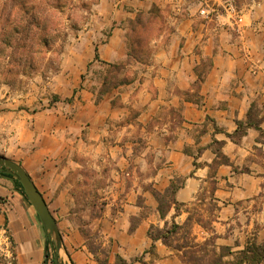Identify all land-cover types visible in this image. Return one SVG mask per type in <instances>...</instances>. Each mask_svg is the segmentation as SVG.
Segmentation results:
<instances>
[{
	"label": "crops",
	"instance_id": "obj_1",
	"mask_svg": "<svg viewBox=\"0 0 264 264\" xmlns=\"http://www.w3.org/2000/svg\"><path fill=\"white\" fill-rule=\"evenodd\" d=\"M93 6L47 83L58 102L0 113V157L45 202L60 264H264V0ZM1 231L15 264H43L2 179Z\"/></svg>",
	"mask_w": 264,
	"mask_h": 264
},
{
	"label": "rangeland",
	"instance_id": "obj_2",
	"mask_svg": "<svg viewBox=\"0 0 264 264\" xmlns=\"http://www.w3.org/2000/svg\"><path fill=\"white\" fill-rule=\"evenodd\" d=\"M97 1H46L49 11L44 21L45 27L48 23L45 31L43 27L37 28V15H32L31 10L32 7L37 8V0L32 1V7L28 8V16L22 14L21 19L12 17L8 23L6 17L1 19L0 35L4 38L12 37L17 41L34 34L50 38V41L47 48L33 46L26 50L0 45V113L11 110L13 105H17L19 111L36 113L58 102L57 97L49 93L47 83L57 74L63 51L75 44V39L88 27ZM5 12L8 13L6 9ZM31 21L34 25H30ZM31 100L33 105L30 106ZM8 238L6 232H0V264H15V251Z\"/></svg>",
	"mask_w": 264,
	"mask_h": 264
},
{
	"label": "trees",
	"instance_id": "obj_3",
	"mask_svg": "<svg viewBox=\"0 0 264 264\" xmlns=\"http://www.w3.org/2000/svg\"><path fill=\"white\" fill-rule=\"evenodd\" d=\"M32 1L35 0H0V25H1V19L6 17V22L10 21L12 17H17L18 19H21V15L24 14L28 16V8L32 7ZM49 0H37V8L32 7V15H37L36 21H37V28L43 27V31H45L48 27V23L46 24V27L44 26V21L46 17L48 16L49 11V4L46 2ZM56 2L58 0H55ZM5 9L8 11V13L5 12ZM32 22V21H31ZM30 25H34L30 23ZM1 30V28H0ZM37 35H34L32 37H29V35L25 37H21L19 40H13L12 37H6L0 35V45L8 48V49H14V48H21L23 50H26L27 48L31 49L33 46H42L44 48H47L49 46L50 38L47 37H36ZM12 42L14 43V46L12 45ZM18 42H23V46L20 45ZM15 189L21 194V196L27 201L26 197L22 193L21 186L18 182L14 184ZM28 202V201H27ZM10 244L12 245V240L9 237L8 238ZM57 260V264H60L59 257L56 254L55 245L52 241L47 242V248H46V255L45 260L43 264H55L54 261Z\"/></svg>",
	"mask_w": 264,
	"mask_h": 264
},
{
	"label": "water",
	"instance_id": "obj_4",
	"mask_svg": "<svg viewBox=\"0 0 264 264\" xmlns=\"http://www.w3.org/2000/svg\"><path fill=\"white\" fill-rule=\"evenodd\" d=\"M0 168L4 169V171L0 172V179L9 181L13 185L18 182L21 186L22 193L35 211L43 230L45 251L47 242L52 241L55 245L56 254L58 255L62 248L61 238L56 229L55 222L39 192L36 190L25 171L15 162L0 157ZM54 263L57 264V260H55Z\"/></svg>",
	"mask_w": 264,
	"mask_h": 264
},
{
	"label": "flooded vegetation",
	"instance_id": "obj_5",
	"mask_svg": "<svg viewBox=\"0 0 264 264\" xmlns=\"http://www.w3.org/2000/svg\"><path fill=\"white\" fill-rule=\"evenodd\" d=\"M2 171H4V169L3 168H0V172H2Z\"/></svg>",
	"mask_w": 264,
	"mask_h": 264
},
{
	"label": "built area",
	"instance_id": "obj_6",
	"mask_svg": "<svg viewBox=\"0 0 264 264\" xmlns=\"http://www.w3.org/2000/svg\"><path fill=\"white\" fill-rule=\"evenodd\" d=\"M202 13H204V12H202ZM238 21H240V20H238Z\"/></svg>",
	"mask_w": 264,
	"mask_h": 264
}]
</instances>
